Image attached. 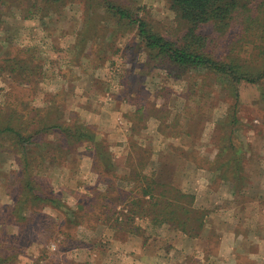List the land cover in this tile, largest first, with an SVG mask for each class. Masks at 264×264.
Returning <instances> with one entry per match:
<instances>
[{
  "label": "rangeland",
  "instance_id": "1",
  "mask_svg": "<svg viewBox=\"0 0 264 264\" xmlns=\"http://www.w3.org/2000/svg\"><path fill=\"white\" fill-rule=\"evenodd\" d=\"M110 1L131 9L167 39L184 34L186 26L170 0ZM103 4L0 2V109L14 102L26 122L54 105L52 117L87 125L108 153L101 167L91 142L68 151L60 136L46 135L36 179L44 193L49 187L63 204L37 206L30 223L19 227L4 215L13 203L18 151H0L5 264H264V82L238 86L234 123L235 91L227 80L203 71L179 79L161 58L149 63L135 29L119 27ZM238 28L223 34L210 25L203 32L228 43ZM239 58L249 61L244 51ZM239 167L241 179L235 175ZM110 172H116L114 181ZM132 172H147L194 196L204 221L199 236L148 218L135 219L134 233L125 226L112 230L114 217L107 225L98 222L104 209L131 204L134 193H125L129 187L122 178ZM78 216L86 225H75ZM235 229L250 239L248 248L239 242V255L228 235Z\"/></svg>",
  "mask_w": 264,
  "mask_h": 264
},
{
  "label": "trees",
  "instance_id": "2",
  "mask_svg": "<svg viewBox=\"0 0 264 264\" xmlns=\"http://www.w3.org/2000/svg\"><path fill=\"white\" fill-rule=\"evenodd\" d=\"M44 1L50 4L66 2ZM103 3V7L115 17L119 27L135 29L148 55L149 63L161 58L169 72L179 79L185 72L203 71L210 76H222L224 82L227 80L235 91V102H232L230 114L233 116V122H238V86L244 82H264V0H170L171 8L186 26L184 34L174 40L154 32L146 21L131 9L114 4L110 0H103ZM210 25H214L217 31L223 34L238 25L237 37L234 41L222 42L215 35L203 32V29ZM219 44L222 46L218 49ZM243 51L249 58L248 63L246 60L241 62L239 58ZM6 105L7 107L0 109V151H18L15 152L14 160L18 174L12 183L13 203L6 205L4 215L6 218H15L10 219L9 224L22 227L21 225H26L33 219L37 206L61 209L63 204L62 198L49 191V187L44 193L43 187L36 179L35 171L41 153L45 150L42 148V141H45L46 135L60 136V141L68 151H72V147L79 143L91 142V145L97 147L96 157L101 167H104L102 155L108 153L107 149H100L101 144L95 140V134L87 125L77 123L73 117L67 120H63L59 115L52 117L54 105L42 113H36L34 118L29 117L26 122L24 113L14 106V102H8ZM39 147L42 150L38 151ZM225 149V146L221 147L216 157L220 158ZM36 152L39 153L35 154ZM236 159L239 161L234 156L233 160L237 161ZM97 173L100 176L105 175V172ZM131 174L122 178L125 189L129 187L125 193H134L131 204L126 202L121 210L113 206L104 209L103 218L100 217L102 213L97 217L98 222L107 225L108 217H114L116 224L109 226L112 230L120 231L125 226L130 233H134L137 229L133 226L135 219L148 218L154 223L169 224L189 237L199 236L198 229L203 227L204 221L198 213L200 209L194 205V196L172 183L157 181L154 175L147 172ZM235 175L241 179L240 167ZM110 177L114 181L116 172H110ZM80 206L88 213L89 209L85 205ZM23 211L27 212L22 213ZM73 212L77 210H72ZM78 219L80 222L75 225H86L87 219L83 216H78ZM67 223L69 224L68 220ZM69 235L67 234V237ZM3 257L4 254L0 253V264L7 263V259Z\"/></svg>",
  "mask_w": 264,
  "mask_h": 264
},
{
  "label": "crops",
  "instance_id": "3",
  "mask_svg": "<svg viewBox=\"0 0 264 264\" xmlns=\"http://www.w3.org/2000/svg\"><path fill=\"white\" fill-rule=\"evenodd\" d=\"M257 177H259L258 174H257ZM262 189H263V187H261V189H259V191H261L260 193L263 195V190ZM259 191H257V192H259ZM235 192H236V190L233 191L232 193H234V195H236L237 193H235ZM260 193L259 194L257 193L256 197L254 199V201H257L258 204L261 203V201H262L261 196L258 197L260 195ZM237 227H238V225H237ZM228 235H229V238L231 237V241L234 242V248L233 249L236 251L235 255L236 254L239 255V253H240L239 251H237V247L241 248V247H245L247 245L246 248H248L250 239H248V237H244V232L243 231L235 229L234 231H230ZM239 242H240V244H243V246L239 247L240 246ZM235 255L233 254V256H235ZM247 255L251 256V255H253V253H249Z\"/></svg>",
  "mask_w": 264,
  "mask_h": 264
}]
</instances>
